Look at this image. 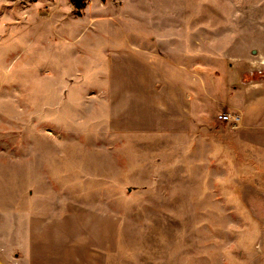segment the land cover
Segmentation results:
<instances>
[{
	"label": "rangeland",
	"instance_id": "obj_1",
	"mask_svg": "<svg viewBox=\"0 0 264 264\" xmlns=\"http://www.w3.org/2000/svg\"><path fill=\"white\" fill-rule=\"evenodd\" d=\"M163 77L264 80V0H0V264L264 255L263 167L219 112H160Z\"/></svg>",
	"mask_w": 264,
	"mask_h": 264
},
{
	"label": "crops",
	"instance_id": "obj_2",
	"mask_svg": "<svg viewBox=\"0 0 264 264\" xmlns=\"http://www.w3.org/2000/svg\"><path fill=\"white\" fill-rule=\"evenodd\" d=\"M193 83L187 84L180 81V79L160 78V112L170 111L173 114H179L180 119L185 118L188 120L187 123L185 122L188 128H192L197 120H201L204 114H216L217 112L238 114L240 123L236 128V137L239 151L252 152L253 160L264 170V80L238 83L232 85L231 90L229 88L230 84L225 82L227 96L223 100L217 96V101L211 99L214 92L212 91L213 86H211L213 80L209 82L206 79L194 80ZM217 86L215 84L214 88ZM187 87L189 90L185 89ZM215 93L217 92L215 91ZM200 96L203 97L200 98ZM175 101L178 102L176 108H173L172 105L168 106L169 103ZM211 105L213 110L209 113L208 108ZM99 241V238L95 239V236L90 239L88 236L87 243L81 247L87 244L91 247ZM15 257L22 258V261L26 264H74L84 262L83 257H79L76 253L70 254L67 259L59 254L44 256L29 254L27 256L15 255ZM94 261L92 255L88 257L89 264ZM254 263L264 264V255L255 256Z\"/></svg>",
	"mask_w": 264,
	"mask_h": 264
},
{
	"label": "built area",
	"instance_id": "obj_3",
	"mask_svg": "<svg viewBox=\"0 0 264 264\" xmlns=\"http://www.w3.org/2000/svg\"><path fill=\"white\" fill-rule=\"evenodd\" d=\"M216 118L218 121L227 122L228 124H233L236 127L240 122V116L236 113L222 112V113H218L216 115Z\"/></svg>",
	"mask_w": 264,
	"mask_h": 264
},
{
	"label": "trees",
	"instance_id": "obj_4",
	"mask_svg": "<svg viewBox=\"0 0 264 264\" xmlns=\"http://www.w3.org/2000/svg\"><path fill=\"white\" fill-rule=\"evenodd\" d=\"M86 0H71L72 5L75 9H81L83 8Z\"/></svg>",
	"mask_w": 264,
	"mask_h": 264
}]
</instances>
